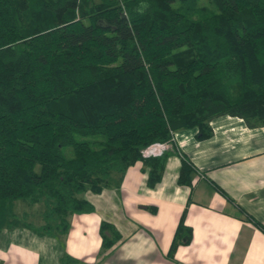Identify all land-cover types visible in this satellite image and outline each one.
<instances>
[{"label": "trees", "instance_id": "obj_1", "mask_svg": "<svg viewBox=\"0 0 264 264\" xmlns=\"http://www.w3.org/2000/svg\"><path fill=\"white\" fill-rule=\"evenodd\" d=\"M221 115L264 126V0H0V229L65 233L93 211L85 192L136 162L153 187L170 152L141 150L208 138ZM190 172L181 160L177 183ZM17 200L42 204L39 226L14 218ZM183 217L169 255L190 241ZM99 233L103 249L119 238Z\"/></svg>", "mask_w": 264, "mask_h": 264}, {"label": "crops", "instance_id": "obj_2", "mask_svg": "<svg viewBox=\"0 0 264 264\" xmlns=\"http://www.w3.org/2000/svg\"><path fill=\"white\" fill-rule=\"evenodd\" d=\"M208 138L178 130L159 182L149 188L141 163L129 167L119 186L85 192L93 206L67 217L60 235L37 234L17 224L0 229V264H264V126L234 116L209 122ZM181 160L190 183H177ZM184 211L188 244L170 242ZM118 234L101 247L99 225Z\"/></svg>", "mask_w": 264, "mask_h": 264}, {"label": "rangeland", "instance_id": "obj_3", "mask_svg": "<svg viewBox=\"0 0 264 264\" xmlns=\"http://www.w3.org/2000/svg\"><path fill=\"white\" fill-rule=\"evenodd\" d=\"M169 148L170 147H168L166 150H168ZM42 210L43 206L41 203L29 204L23 200L15 201L12 208L15 219L20 220L22 214H26V221L30 222L35 227L39 226L42 223V220L40 218V213Z\"/></svg>", "mask_w": 264, "mask_h": 264}, {"label": "built area", "instance_id": "obj_4", "mask_svg": "<svg viewBox=\"0 0 264 264\" xmlns=\"http://www.w3.org/2000/svg\"><path fill=\"white\" fill-rule=\"evenodd\" d=\"M168 147H170V144L168 143H154L142 149L141 156L142 157L157 156L163 150H166Z\"/></svg>", "mask_w": 264, "mask_h": 264}]
</instances>
